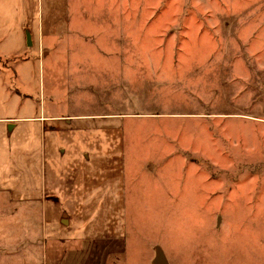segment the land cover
Here are the masks:
<instances>
[{"label":"rangeland","instance_id":"rangeland-1","mask_svg":"<svg viewBox=\"0 0 264 264\" xmlns=\"http://www.w3.org/2000/svg\"><path fill=\"white\" fill-rule=\"evenodd\" d=\"M39 112L0 120V255L264 264V0H0V118Z\"/></svg>","mask_w":264,"mask_h":264},{"label":"crops","instance_id":"crops-1","mask_svg":"<svg viewBox=\"0 0 264 264\" xmlns=\"http://www.w3.org/2000/svg\"><path fill=\"white\" fill-rule=\"evenodd\" d=\"M57 116L58 115H56V114H43V113H38V114H30V115H25V116H20V117H5V118H0V120H6V119H10V120H14V119H20L21 121H24L25 122V124H26V126H29V127H25V131H26V134H27V138L29 137V135L31 134V133H33V134H35L36 136H37V134L39 133L40 135L42 134H44V130H43V126L41 125L40 126V124H42L43 123V120H45L46 118L47 119H55V118H57ZM40 117V118H39ZM41 121H42V123H41ZM9 127H11V129H14L15 128V124H9L8 125ZM54 130H55V128L53 127L48 133H49V136L51 137V139L53 140V142H55L56 143V141H58V140H56V135H54L55 133H54ZM12 131V130H11ZM7 133H9V130H7ZM59 138V137H58ZM77 200V199H76ZM71 202H74V203H76L77 201H72L71 200ZM60 204V206H61V203H59L58 202V204H57V206L55 207L56 209H55V212H56V214H55V216H54V219H53V223H55V221H57V223L59 224H64L63 225V228H65V229H61V231H65V233L67 234V233H69L70 232V230H71V228H70V226H71V223L69 222V218H68V216H65L66 218H64L63 217V214H60V210L58 209V205ZM60 208V207H59ZM57 210H59V211H57ZM57 216V217H56ZM60 216V217H59ZM45 219V218H44ZM45 223V222H44ZM67 229V230H66ZM44 231V230H43ZM15 253H17V252H15V251H13V253H10V256H8V255H6V254H2V255H0V257L2 256H4L3 257V259L4 260H2V262L4 261V264H14V254ZM18 259H21V261H23V263L24 262H29V261H31L29 258H26V257H24V258H22V257H20V258H18ZM154 259V258H153ZM17 260V259H16ZM1 262V263H2ZM153 262V261H152Z\"/></svg>","mask_w":264,"mask_h":264},{"label":"water","instance_id":"water-1","mask_svg":"<svg viewBox=\"0 0 264 264\" xmlns=\"http://www.w3.org/2000/svg\"><path fill=\"white\" fill-rule=\"evenodd\" d=\"M153 264H162V260L158 257V256H156L154 259H153V262H152Z\"/></svg>","mask_w":264,"mask_h":264}]
</instances>
